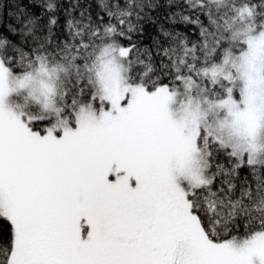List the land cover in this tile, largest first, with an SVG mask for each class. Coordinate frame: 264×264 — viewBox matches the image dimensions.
<instances>
[{"label": "rangeland", "instance_id": "374dc122", "mask_svg": "<svg viewBox=\"0 0 264 264\" xmlns=\"http://www.w3.org/2000/svg\"><path fill=\"white\" fill-rule=\"evenodd\" d=\"M238 14L243 21L236 31L245 47L227 50L202 70L199 80L207 78V85L185 79L176 87L147 90L125 77L128 47H103L98 100L79 105L72 125L53 109L51 66L14 74L0 60V211L13 227L8 264H26L27 252L32 264H57L53 257L43 259L48 244L38 246L42 218L32 193L38 185L47 187L61 248L73 262L99 264L95 249L110 228L109 217L127 211L143 220L159 207L167 225L176 219L195 223L193 239L198 235L206 243L213 263L264 264V234L211 245L188 197L190 188L210 179V144L220 143L248 163L264 153V20L256 24L250 9ZM25 98L54 111L52 124L43 126V115L22 121L11 99ZM197 264H207L206 257Z\"/></svg>", "mask_w": 264, "mask_h": 264}, {"label": "trees", "instance_id": "16d2710c", "mask_svg": "<svg viewBox=\"0 0 264 264\" xmlns=\"http://www.w3.org/2000/svg\"><path fill=\"white\" fill-rule=\"evenodd\" d=\"M249 9L260 24L264 0H0V60L14 74L42 63L51 66L53 109L72 125L79 105L98 100L103 47H128L124 72L129 83L147 90L176 87L185 79L198 81L202 70L220 62L227 50H243L238 13ZM199 81L208 84L205 77ZM11 103L26 123L43 115L48 126L55 118L54 111H42L29 98ZM206 172L209 181L190 188L188 197L208 240L263 235L264 153L257 163H248L214 142L206 153ZM46 189H35L34 199L51 246L59 248L61 234ZM12 244V224L0 211V264L9 263Z\"/></svg>", "mask_w": 264, "mask_h": 264}, {"label": "flooded vegetation", "instance_id": "af4514ba", "mask_svg": "<svg viewBox=\"0 0 264 264\" xmlns=\"http://www.w3.org/2000/svg\"><path fill=\"white\" fill-rule=\"evenodd\" d=\"M35 188L39 191L41 186ZM35 188L32 189V193ZM154 210L155 213L150 212L143 220L136 218L134 212L127 213V211L122 215L109 217L110 228L103 234L104 238L95 249L96 255L100 258L99 264H197L198 258L202 259L204 256L207 264L213 263L208 259L206 243L198 235L193 239L194 232L190 231V228L193 229L192 226L196 227V225L192 220L191 227L181 219H176L175 222L167 225L165 220L168 216L162 214L163 208L158 207ZM39 216L42 218L43 215ZM175 217L182 216L175 214ZM195 233L200 234L198 229ZM48 238L51 245V238L44 230L41 219L40 235L37 238L39 248L46 246ZM87 238L89 239L86 243H91L92 233H89ZM66 249L62 247L56 251L55 248H50L45 251L46 256L43 259L50 261L49 257H53L55 258L53 262L57 264H82L73 262ZM103 255L105 257H102ZM110 255H113L115 261L110 259ZM31 256L27 252L26 264H32L29 260Z\"/></svg>", "mask_w": 264, "mask_h": 264}, {"label": "bare ground", "instance_id": "6f19581e", "mask_svg": "<svg viewBox=\"0 0 264 264\" xmlns=\"http://www.w3.org/2000/svg\"><path fill=\"white\" fill-rule=\"evenodd\" d=\"M212 264H215V263H212Z\"/></svg>", "mask_w": 264, "mask_h": 264}]
</instances>
